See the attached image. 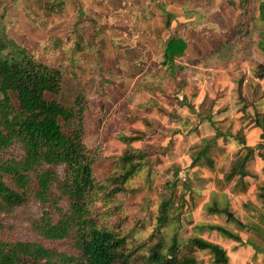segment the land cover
<instances>
[{
    "label": "rangeland",
    "instance_id": "1",
    "mask_svg": "<svg viewBox=\"0 0 264 264\" xmlns=\"http://www.w3.org/2000/svg\"><path fill=\"white\" fill-rule=\"evenodd\" d=\"M48 1L55 4L56 12L47 10ZM229 1L0 0V27L38 58L64 71L62 91L56 100L73 107L79 97L84 98V143L98 153L94 164L97 181L118 176L124 169L122 156L127 145L121 140L123 135L137 136L138 131H146L147 119L157 131L145 142L133 144L146 148L151 156L144 160L148 165L128 181L126 192L116 197L119 209H115V203L106 207L104 203L111 198L103 195L95 203L104 225H114L128 236L129 247L138 251L134 256L138 260L146 255V250L139 247L154 234L161 204L171 198L172 192L174 203L179 205L187 191L185 184L190 185L195 189V201L202 206L203 191L208 193L214 185L219 190L223 187L216 182L224 181L231 172L225 173L230 159L217 151L218 137L209 136L217 128L226 132L233 125H243L237 113L243 110V100L247 106L252 103L247 85L264 93L253 72H243L238 54L231 53V49L243 47V42L236 41L240 12L226 6ZM254 1L256 14L261 0ZM179 33L188 41L187 56L179 63L196 68L172 78L163 65L164 54L168 41ZM77 43L82 50L75 51ZM221 46L225 49L218 56L214 51ZM254 63L252 59L247 69L251 70ZM212 89L215 98H224L222 108L234 113L230 112L225 122L198 119L202 109L196 108L194 96ZM212 103L214 97L206 102L204 110ZM248 109L252 115L253 108ZM205 136L214 145L208 155L216 163L213 169L191 165L198 150L194 147ZM3 156L21 158L23 151L16 145ZM63 170L58 168L61 179ZM61 205L68 208L65 200ZM50 209L31 196L27 204L1 216L0 241L39 243L78 256L69 241L46 240L34 230L35 223ZM179 211L172 210L170 216L179 217ZM180 219L186 226L182 231L189 235L192 221L185 215ZM175 227L165 230L168 238Z\"/></svg>",
    "mask_w": 264,
    "mask_h": 264
},
{
    "label": "trees",
    "instance_id": "2",
    "mask_svg": "<svg viewBox=\"0 0 264 264\" xmlns=\"http://www.w3.org/2000/svg\"><path fill=\"white\" fill-rule=\"evenodd\" d=\"M47 4V10L56 12L55 4L50 1ZM255 4L253 0H231L226 4L240 12L235 31L236 41L243 42V47L231 49V53L238 54L239 62L250 56L255 47L264 51V0L258 3V11L253 14ZM161 7L164 9L165 4ZM215 26L213 30H216ZM187 43L180 33L168 41L163 65L172 78L178 72L189 70L186 64L179 63L187 56ZM223 48L221 46L214 52L222 55ZM78 50H82L80 43L76 44L75 51ZM64 78L60 67L38 58L0 27V220L3 214L13 213L33 196L51 208L35 223L34 230L46 240L69 241L79 253L70 256L39 243L0 241V264H203L199 254L205 252L212 264H231L227 251L202 235L216 231L243 244L238 234L213 222L197 224L191 235L182 231L185 224L180 215L187 216L198 205L194 198L195 189L187 184L189 193L187 195L186 191L180 197L179 205L174 203V192L171 198L162 202L157 228L139 247V250H146V255L139 260L134 257L138 251L129 247L128 236L116 230L114 225H104L106 222L95 207L98 197H110L104 205L115 203V209H119L116 197L126 192L128 181L148 165L144 160L151 156L146 148H135L133 144L145 142L157 131L147 119L146 131H138L137 136L123 135L121 140L127 145L122 156L124 169L118 176H111L104 182L97 181L94 164L98 153L84 143V98L79 97L73 107L56 100ZM257 118V126L264 128V113L262 118ZM16 145L22 148L23 157L3 156ZM194 148L198 150H195L192 166H196L205 154L199 150L200 144ZM206 161L213 163L209 158ZM59 167H64L62 179ZM244 167L242 160L227 173L225 181L230 182L237 176L242 179L248 174ZM261 196L264 197V193ZM63 200L67 209L61 205ZM172 210H180L179 217H171ZM204 210L212 217L224 216L228 223L240 230L246 228L233 213L227 193L213 192ZM259 221L264 222V216ZM174 224L175 230L168 238L165 230ZM249 230L255 235L249 244L257 252H263L264 248L257 243L260 239L264 241L261 227L252 224Z\"/></svg>",
    "mask_w": 264,
    "mask_h": 264
},
{
    "label": "crops",
    "instance_id": "3",
    "mask_svg": "<svg viewBox=\"0 0 264 264\" xmlns=\"http://www.w3.org/2000/svg\"><path fill=\"white\" fill-rule=\"evenodd\" d=\"M255 49H257V52L253 51V53H257V57L254 58V54L252 53L253 55L251 54L250 56H247V58H244L241 62H238V64H240V67H243V72H247L248 75L253 72L255 82L260 86V90L264 92V76L261 77V75L264 74V51L258 47H255ZM258 57L259 60L257 59ZM252 59L253 63H255L250 66L251 70H249L247 69L249 67L247 64L252 62ZM194 68L196 67L192 66L189 70L194 71ZM244 80H246V78ZM218 85H215V87L219 88ZM245 86L246 85L244 84V87ZM247 89L251 92L248 94V96L252 99V103H250L249 106L253 108L252 110L254 113L251 115L249 109L247 110L249 107L247 106L248 104L243 100V110L237 113L238 118L243 119V125L239 124L237 126H230L231 129L226 132H222L219 128H217L215 129L216 132L214 131L213 134L209 136V138L212 136L218 137L216 140L217 151L226 153L227 158L230 159L225 173L232 170V168L236 165H239L241 160H243V165H245L244 170L248 173L246 176H243L242 179L237 176L230 182L224 180L216 183L224 184V189L221 187L220 190L229 195L233 213L243 222L244 225H246V228L240 230L234 224L228 223L224 216L220 217L221 215H215L212 217L206 214L204 208L205 205L210 202L211 194L213 192H220L219 189H216L215 185L209 189L208 193H206V191L202 192L204 196L203 203L201 204L202 206H199L200 204H198L195 208L191 209L189 214H187V218L190 222L192 221L190 228L191 232L189 235L193 234L194 228L197 224L213 222L223 225L241 237L243 244L232 239H228L216 231L211 233L205 232L202 235L204 239L222 246L227 251L231 264H264V251L257 252V250L249 244V240L255 236L252 231L249 230V226L255 224L261 227L262 232L264 233V222L259 221V219L264 216V197L261 196L264 193L262 190L264 187V143H262L264 128L259 127L256 124L258 113L260 115L264 113V93L262 94L258 89L252 90L250 86L248 88V85ZM213 95H215V92L212 89L211 91L204 92L202 94L198 92V94L194 96L195 106L197 105L196 108L202 109V113L197 114L198 119L203 122H210L212 120L213 122H225L226 116H228L231 110L226 112L227 109L222 108L223 105H221L224 98L218 99ZM209 97H214L215 103H212L208 110H204L206 102L210 99ZM231 114L234 116L233 111ZM214 116H216L215 119L213 118ZM260 118H262V116ZM206 138H208V136L202 137L200 143H198V145L200 144L199 150H202L205 154L197 165H213L212 167L210 166V169H213L215 168L216 163H208L206 158H208L211 148L214 147V145L211 140L209 141V139ZM205 140H208V142L206 143ZM261 143L263 146H260ZM206 147H208V149H206ZM249 149H251L252 152H250ZM234 155H236V157L233 161L232 158ZM260 204L262 206H260ZM195 216H198L197 219ZM220 218L224 219L223 223H221ZM257 243L261 246V248H264V241L262 239H260ZM199 259L203 262V264H212L211 258L206 252L200 253Z\"/></svg>",
    "mask_w": 264,
    "mask_h": 264
}]
</instances>
